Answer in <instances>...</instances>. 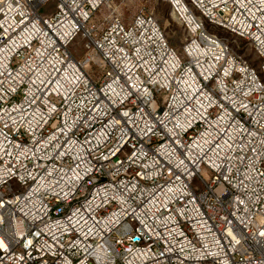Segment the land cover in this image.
<instances>
[{
  "label": "built area",
  "instance_id": "2783aa9c",
  "mask_svg": "<svg viewBox=\"0 0 264 264\" xmlns=\"http://www.w3.org/2000/svg\"><path fill=\"white\" fill-rule=\"evenodd\" d=\"M47 1L0 0V264H264V0H168L181 52Z\"/></svg>",
  "mask_w": 264,
  "mask_h": 264
},
{
  "label": "rangeland",
  "instance_id": "374dc122",
  "mask_svg": "<svg viewBox=\"0 0 264 264\" xmlns=\"http://www.w3.org/2000/svg\"><path fill=\"white\" fill-rule=\"evenodd\" d=\"M55 6V0L47 1L40 8V14L46 15L53 13L55 11ZM141 11L153 13L162 27L170 45L178 52H181L186 38V30L184 25L173 16L168 0H113L109 7H102L96 15H94L92 21L99 25L100 28H103L106 26L108 19L113 15H119L125 22H129ZM210 30L227 38L235 51L243 54L246 58L250 59L254 65H257L259 62L257 55L246 40L237 38L220 28H212ZM83 43L84 40L81 35L77 36L73 41L70 50L76 55L83 56L85 52L82 47ZM160 98L162 99V95Z\"/></svg>",
  "mask_w": 264,
  "mask_h": 264
},
{
  "label": "bare ground",
  "instance_id": "6f19581e",
  "mask_svg": "<svg viewBox=\"0 0 264 264\" xmlns=\"http://www.w3.org/2000/svg\"><path fill=\"white\" fill-rule=\"evenodd\" d=\"M173 16L178 20V15L173 13Z\"/></svg>",
  "mask_w": 264,
  "mask_h": 264
}]
</instances>
